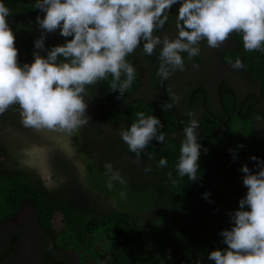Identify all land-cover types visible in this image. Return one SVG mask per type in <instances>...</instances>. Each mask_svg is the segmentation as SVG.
Instances as JSON below:
<instances>
[{
  "label": "trees",
  "instance_id": "16d2710c",
  "mask_svg": "<svg viewBox=\"0 0 264 264\" xmlns=\"http://www.w3.org/2000/svg\"><path fill=\"white\" fill-rule=\"evenodd\" d=\"M3 2L13 12L8 19L16 36L20 63H26V56L33 60L34 42L41 33L35 22L36 16L43 17V13L34 9L35 0ZM176 11L174 7L164 27V30L173 28L175 34ZM55 37L61 40L55 42ZM231 38L235 46L222 49L219 58L227 65H230L229 61L240 59L248 83L239 92L232 85L234 97L228 95V114H221L225 122L217 121L208 113L198 120V143L203 147L198 161L201 179L196 182L188 181L187 177L181 180L176 173L184 125L178 129L171 103L162 95L161 78L156 75L160 61L148 59V63L139 51L127 57L137 70V79L122 99H117L118 92L110 91V77L91 89L92 98L87 110L91 121L73 138L76 157L84 168L72 166L66 157H62L60 165L69 176L64 183L46 188L36 170L21 165V157L16 156L18 145L4 144L0 140V222H11L24 205L30 208V219L22 231L3 227L0 264H79V257L88 264L86 257L94 256L95 252L94 236L106 227L112 228V235L110 228L106 231L109 232V264H214L207 259L208 253L226 247L220 232L232 226L228 213L238 208L239 200L247 191L239 169L247 164L255 170L252 156L264 160V120L257 122L254 119L257 114L264 117V53L245 52L241 35L233 34ZM64 42L65 38L58 32L47 34L45 47L50 49ZM204 43L207 42L201 43V49ZM182 55L186 62L187 54ZM136 56L140 57V63ZM204 58L200 54L191 61L200 64ZM142 80L154 90V99L160 96L161 101L156 103L139 96L141 92L137 91L142 88ZM169 90L167 82V95ZM190 91V88L182 89L179 105H175L178 114L180 107L185 113ZM190 99L192 111L196 94L193 93ZM137 112L158 117L165 134L164 142L160 144L153 140L139 160L120 137V131L136 121ZM2 117L5 122L10 120L12 126L21 125L18 106L10 108ZM232 118L242 124L239 132L231 130ZM109 124L118 127V133L111 137ZM241 144L244 147L237 148ZM203 148L208 150L206 154ZM230 148L237 151L235 162L228 151ZM161 158H167L166 168L156 167ZM91 160L98 177L105 176L104 166L109 162L121 172L128 181L126 198L119 197L120 185H117V192H110L105 183L97 180L83 182L82 171L89 168ZM148 166L152 171L145 173ZM206 192L211 193V203L203 198ZM113 201L120 202L121 208ZM22 232L24 237L26 232L30 235L28 243L25 238L20 241ZM30 244L35 246L34 249L23 254V246L29 249Z\"/></svg>",
  "mask_w": 264,
  "mask_h": 264
},
{
  "label": "clouds",
  "instance_id": "9594fccd",
  "mask_svg": "<svg viewBox=\"0 0 264 264\" xmlns=\"http://www.w3.org/2000/svg\"><path fill=\"white\" fill-rule=\"evenodd\" d=\"M33 7L43 13L35 21L41 33L34 42L33 61L21 64L8 19L13 12L0 0V116L18 106L22 127L50 138L69 157L77 154L73 138L91 121V89L110 77V91L122 99L137 79L127 59L137 50L149 56L159 50L156 75L162 80L184 71L182 54L189 60L198 57L203 41L219 49L239 34L245 52L264 53V0H35ZM174 7L176 35H157ZM57 32L65 42L46 48L47 34ZM229 64L234 70L244 67L240 59ZM136 116L120 137L139 160L153 140L162 144L165 134L155 115ZM188 116L175 168L179 179L196 182L201 179L198 161L203 146L198 143L199 121L194 113ZM254 119L260 122L264 117L257 114ZM228 151L235 162L237 151ZM49 153L46 145L33 144L22 149L20 163L40 172L49 167ZM250 159L255 170L247 164L239 169L246 194L228 213L232 226L220 232L226 247L208 253L214 264H264V160ZM167 166V158L156 164L160 169ZM104 168L107 189L116 191L120 185L119 197L126 198L127 179L110 162ZM151 171V166L145 168V173ZM210 195L206 192L203 198L211 203Z\"/></svg>",
  "mask_w": 264,
  "mask_h": 264
},
{
  "label": "rangeland",
  "instance_id": "374dc122",
  "mask_svg": "<svg viewBox=\"0 0 264 264\" xmlns=\"http://www.w3.org/2000/svg\"><path fill=\"white\" fill-rule=\"evenodd\" d=\"M175 31L173 28H169L168 30H164V32L160 35H168L169 37H174L175 35ZM55 42H59L61 39L60 37H55ZM235 46V43H232V41L229 39L228 41H226V43L221 46V50L219 51H215V52H209V54L205 55V61L203 62L204 65H202V67L199 68H194L193 66H189L186 73V75L193 73L194 69H200L202 68V71H207L209 68L213 69L216 73L215 78H213L211 81H214L216 83V81L223 79V78H228L230 79L232 85L235 87V89L239 92V91H243L244 88L247 87V81L245 80V76L244 73L242 71V69L239 70H234L231 65H227L224 64L221 59L219 58L220 52L222 51V49H226L229 47ZM183 74V75H184ZM183 75H180L178 77H183ZM177 75H173L172 77V81L176 80ZM144 79V77H143ZM205 85L207 86V88L209 89V91L211 92L212 97H214V83H210L209 81L205 83ZM142 90L141 93H139V96H144L147 98H150V100L154 101V102H159L160 100H158L159 98L154 99V90L148 88V86L146 85L145 82H143L142 85ZM87 99V98H86ZM182 110L183 108L180 107ZM11 121L8 120V122H5V120H3V117L0 116V140L4 143V144H9V143H14L18 145V149L16 151V156H20L22 159V149L30 147L33 144H41V145H46L49 150V159H48V163H49V167L41 170L40 172H37V175L39 178H41V180H43V184L46 188L51 189V188H55L57 186H59L60 184L64 183L65 181L68 180L67 174L65 173L66 169L64 167H62L60 165L61 162H63V158L66 157L67 160L70 162V164L72 166H77V168H81V166L84 165L81 163V161L79 160V158L75 157H69L67 156L63 151H61L59 149V146L55 144V142L53 140H51L48 137L42 136L40 134L35 133L34 131L30 130V129H25L22 127V125L19 126H12ZM230 128L231 130H233V132L237 131L239 132L240 127L242 126V124L239 121H236L235 118L231 119L230 122ZM110 125V124H109ZM111 126V125H110ZM112 127V128H111ZM110 130L111 132H107V130L105 129V131L109 134V136L111 137L112 135L118 133V127L117 126H111ZM83 129V128H82ZM81 129V130H82ZM81 154H83L82 152H80ZM63 157V158H62ZM3 159H5V157H3ZM65 159V158H64ZM85 160H88L85 158ZM86 163V161H85ZM76 168V167H75ZM96 169H95V164L94 162L91 160V164L89 166V168L87 170H83L82 174H84V178L83 182L85 181V183H89L92 182L93 180H97L100 183H105V187H106V181H107V177L101 175V176H96ZM85 172V173H84ZM65 173V174H64ZM81 191V190H80ZM78 191V192H80ZM118 191V188L115 192ZM113 192V191H112ZM115 206L118 208H121L120 206V202H115L113 201ZM113 206V203H110ZM23 217H28L26 218V220L28 221L30 218V208L28 206H25L16 216V218L11 220V225H15V224H22L24 222H27L26 220H23ZM20 218V219H18ZM28 224V223H27ZM9 225V226H11ZM5 226V225H4ZM110 227H106L104 229H101L100 231H98L96 233V235L94 236V247H95V252H94V256H89L86 257V262L88 264H109V254H108V242H109V232L107 233L106 231L109 229ZM111 229V235H112V228ZM2 233V228L0 227V235ZM28 233V232H27ZM26 233L25 235V240L28 241L30 240V235H28ZM26 245V243H24ZM23 246L21 252L23 254L28 253L30 250L27 249V246ZM31 252V251H30ZM72 255L75 256V254L73 252H71ZM92 253H90L89 255H91ZM79 264H84L82 257H79Z\"/></svg>",
  "mask_w": 264,
  "mask_h": 264
},
{
  "label": "flooded vegetation",
  "instance_id": "af4514ba",
  "mask_svg": "<svg viewBox=\"0 0 264 264\" xmlns=\"http://www.w3.org/2000/svg\"><path fill=\"white\" fill-rule=\"evenodd\" d=\"M163 32H164V30H163ZM163 32H158L156 34L157 35H160ZM229 39L232 41V38L231 37ZM232 43H233V41H232ZM221 48H219V49H212V48H209L207 46V43H204V45L202 46V49H201V54L203 56H205V55L209 54V52L219 51V50H221ZM137 51H139V50H137ZM157 52L159 53V50H157ZM139 53L141 55H143L140 51H139ZM143 56H145V55H143ZM143 56H142V58H146L145 61L148 62V63L150 62L148 59H155V58H150V57H147V56L143 57ZM136 57H137L136 61L138 63H140L139 62V58L140 57H138V56H136ZM204 59L202 60V62L200 64H193V62L191 60H189L187 58V56H186V60H187L185 62V64H186V70L184 71V73H186V71H187V69H188L189 66L190 67L193 66L194 68L202 67V65H204V63H203L205 61ZM24 61H26V63H31L33 60H32V57L26 56L24 58ZM150 65H153V64L150 63ZM140 68H142V66ZM184 73H180V74L174 73L175 75H177L175 77L176 80L172 81V77L174 75L173 74L166 81V84L168 82L169 85H170V88H171V90H169V92H168V95L171 97V99L174 102V104L175 105L176 104L179 105V101H180V97H181L180 94L182 92V89L183 88H186V89L190 88L191 89L190 92L192 94L193 93L196 94V102H195V105H194V109L192 111H191V105H190V111H189V113L190 112L191 113H194L195 116H196V118L198 120L205 113H208L209 115H211L212 117H214L217 121L225 122V120L222 119L221 114L222 113H227L228 114V111H227V108H226V106H228V99H229L228 98V95L234 97V90H233L231 81H228L227 78L220 79V80L216 81V83L214 81H211L216 76V74H213V73H216V72L213 69H211V68H209L207 71H202V68L196 69V70L194 69L193 73H190L188 75H186ZM180 75H183V77H178ZM206 81L207 82L209 81L210 83H214L215 84L214 85V97H212L211 92L209 91V89L205 85ZM143 82H146V81H143L142 80V83ZM139 91L140 92L143 91L142 88L139 89L137 91V93H139ZM159 99H161L160 96H159ZM227 117L229 118V116H227ZM188 119H189V116H188ZM181 124H183L184 127L187 126V123H186V111H185V113H183V110L182 109L179 111L178 118H177L178 129H181ZM182 129H181V131H182ZM25 206H27V205H24L22 207V209ZM26 218H28V217H25V218L23 217V220H26ZM18 219H20V218H18ZM24 224L26 225L27 223L24 222L22 224H19V225L18 224H15V225L12 226L11 225V222L3 221V222H0V227L2 228V230H3V227L8 226V227H13V229L15 231H22L21 228H24ZM9 225H11V226H9ZM24 238H25L24 237V232H22L20 241H21V239L24 240ZM20 241H19L18 244L19 245H22V244H20ZM34 247L35 246H33L32 244H30L29 247H28L29 248L28 250L31 251V249H34Z\"/></svg>",
  "mask_w": 264,
  "mask_h": 264
},
{
  "label": "water",
  "instance_id": "95a60500",
  "mask_svg": "<svg viewBox=\"0 0 264 264\" xmlns=\"http://www.w3.org/2000/svg\"><path fill=\"white\" fill-rule=\"evenodd\" d=\"M140 52L143 54L142 51H140ZM143 55H145V54H143ZM145 56L150 57V58H155V59L159 60V53L158 52H156V53H154L153 55H150V56L149 55H145ZM161 92H162V95L165 97V99L171 103V106H172V108H173V110L175 112V115L178 118V111H177V109L175 107V104H174L173 101H171V99L168 97V95L166 93V80H162V79H161ZM191 94H190V97H191ZM190 97H189V100H188V103H187V108H186V123H188V114H189L190 105H191Z\"/></svg>",
  "mask_w": 264,
  "mask_h": 264
}]
</instances>
